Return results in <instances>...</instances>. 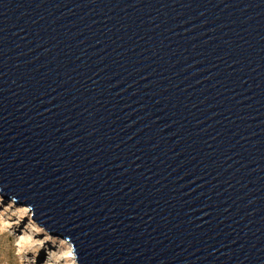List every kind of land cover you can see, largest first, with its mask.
<instances>
[{
	"label": "water",
	"instance_id": "water-1",
	"mask_svg": "<svg viewBox=\"0 0 264 264\" xmlns=\"http://www.w3.org/2000/svg\"><path fill=\"white\" fill-rule=\"evenodd\" d=\"M70 264H264V0H0V211Z\"/></svg>",
	"mask_w": 264,
	"mask_h": 264
},
{
	"label": "rangeland",
	"instance_id": "rangeland-1",
	"mask_svg": "<svg viewBox=\"0 0 264 264\" xmlns=\"http://www.w3.org/2000/svg\"><path fill=\"white\" fill-rule=\"evenodd\" d=\"M30 219L29 207L0 211V264H70L71 245L60 236H36Z\"/></svg>",
	"mask_w": 264,
	"mask_h": 264
},
{
	"label": "bare ground",
	"instance_id": "bare-ground-1",
	"mask_svg": "<svg viewBox=\"0 0 264 264\" xmlns=\"http://www.w3.org/2000/svg\"><path fill=\"white\" fill-rule=\"evenodd\" d=\"M51 254H53V253L51 252Z\"/></svg>",
	"mask_w": 264,
	"mask_h": 264
}]
</instances>
